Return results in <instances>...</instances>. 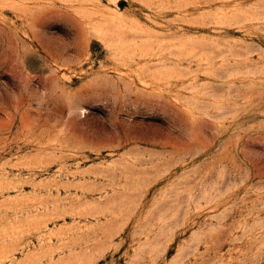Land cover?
I'll list each match as a JSON object with an SVG mask.
<instances>
[{
	"label": "rangeland",
	"instance_id": "obj_1",
	"mask_svg": "<svg viewBox=\"0 0 264 264\" xmlns=\"http://www.w3.org/2000/svg\"><path fill=\"white\" fill-rule=\"evenodd\" d=\"M0 264H264V0H0Z\"/></svg>",
	"mask_w": 264,
	"mask_h": 264
}]
</instances>
